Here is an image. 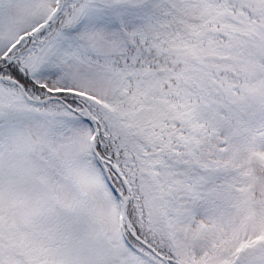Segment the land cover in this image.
Instances as JSON below:
<instances>
[{
	"label": "snow or ice",
	"instance_id": "snow-or-ice-1",
	"mask_svg": "<svg viewBox=\"0 0 264 264\" xmlns=\"http://www.w3.org/2000/svg\"><path fill=\"white\" fill-rule=\"evenodd\" d=\"M0 264H264V0H0Z\"/></svg>",
	"mask_w": 264,
	"mask_h": 264
}]
</instances>
